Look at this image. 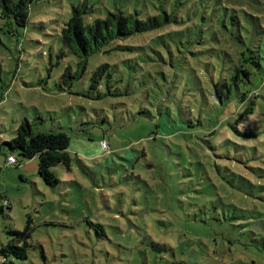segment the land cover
I'll list each match as a JSON object with an SVG mask.
<instances>
[{"label": "rangeland", "instance_id": "rangeland-1", "mask_svg": "<svg viewBox=\"0 0 264 264\" xmlns=\"http://www.w3.org/2000/svg\"><path fill=\"white\" fill-rule=\"evenodd\" d=\"M164 1L34 0L25 28L0 23V139L37 119L70 138L71 159L51 186L37 157L0 152V264L25 229V259L4 264H264V0L188 2L182 34H138L85 65L60 40L83 2L91 23ZM241 53L259 61L246 87ZM246 107L240 135L222 133Z\"/></svg>", "mask_w": 264, "mask_h": 264}, {"label": "trees", "instance_id": "trees-1", "mask_svg": "<svg viewBox=\"0 0 264 264\" xmlns=\"http://www.w3.org/2000/svg\"><path fill=\"white\" fill-rule=\"evenodd\" d=\"M34 0H0V23L2 27H6L8 31H11L14 27L25 28L27 26L29 18V5ZM190 4L194 7L196 4L203 11L201 0H173L168 2H161L156 6V13L145 19L139 18L137 12L124 13L119 9L114 11H108L103 18L94 19L89 23V9L85 2L80 6L72 7L68 21L60 29V40L62 44L68 49V51L78 58L81 64L85 65L87 58L95 52L100 51L102 48L110 46L117 41H126L129 38L153 31H161L166 33L170 29H174L178 33H183L182 29L186 23L191 22L190 18H187L188 9ZM187 6V8H186ZM197 9V7H196ZM200 36L203 32L198 33ZM163 36V35H162ZM167 36L169 34L167 33ZM161 37L159 40H162ZM188 42L200 43V39L187 38ZM130 50V48H127ZM236 66V75H243V86L250 84L252 71H256L259 68V61L253 57H246L243 53L240 54ZM107 65L101 66L93 75L92 87L97 84L96 78L100 77L104 70L107 71ZM68 73L63 75V82L65 81ZM109 76V75H108ZM245 96V93H241ZM252 113V108L246 107L239 115V119L235 120L236 128L225 129L221 128V132L226 136L230 133L240 135L238 131V122L243 121V118ZM172 124L171 121H167ZM240 122V123H241ZM38 120L23 119L15 131L13 137L8 141H2L0 139V152L8 154V157H14L12 154L17 152L21 157L25 159H32L37 157L39 159L38 168L39 174L43 178L44 182L48 185H55L58 183L54 175L49 171L51 167L56 164H61L66 168L70 164V152L68 148L70 145V138L62 131H39L37 130ZM161 125L169 127L168 123L162 122ZM176 127H184L183 124H177ZM170 129V127H169ZM167 128L165 136L170 135V131ZM243 130V127H241ZM237 130V132H236ZM179 129H174L173 134L179 135ZM216 131H212L210 135H215ZM172 134V135H173ZM101 147V145H100ZM15 159V157H14ZM16 160V159H15ZM17 162V160H16ZM0 200H6L0 192ZM15 236L23 235L15 242L12 239L7 242L1 250V254L4 258L1 260L2 264L6 261L8 255H13L17 259H25L26 249L28 248L27 236L28 230L25 229L23 233L13 232ZM26 237H25V236ZM253 264V263H252Z\"/></svg>", "mask_w": 264, "mask_h": 264}, {"label": "built area", "instance_id": "built-area-1", "mask_svg": "<svg viewBox=\"0 0 264 264\" xmlns=\"http://www.w3.org/2000/svg\"><path fill=\"white\" fill-rule=\"evenodd\" d=\"M101 147H102V148L105 147V145H104L103 142H102V144H101ZM7 161H8V163H10V164H16V163H17L16 160L14 159V157H8V158H7Z\"/></svg>", "mask_w": 264, "mask_h": 264}]
</instances>
